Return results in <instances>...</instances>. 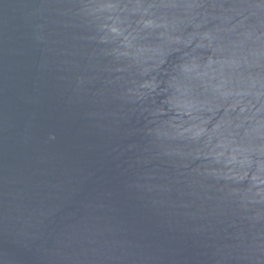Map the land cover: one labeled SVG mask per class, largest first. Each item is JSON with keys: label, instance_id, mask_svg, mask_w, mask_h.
Returning a JSON list of instances; mask_svg holds the SVG:
<instances>
[{"label": "water", "instance_id": "obj_1", "mask_svg": "<svg viewBox=\"0 0 264 264\" xmlns=\"http://www.w3.org/2000/svg\"><path fill=\"white\" fill-rule=\"evenodd\" d=\"M0 264H264V0H0Z\"/></svg>", "mask_w": 264, "mask_h": 264}]
</instances>
